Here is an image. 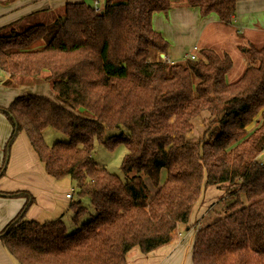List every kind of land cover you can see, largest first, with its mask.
I'll return each mask as SVG.
<instances>
[{"label":"trees","instance_id":"1","mask_svg":"<svg viewBox=\"0 0 264 264\" xmlns=\"http://www.w3.org/2000/svg\"><path fill=\"white\" fill-rule=\"evenodd\" d=\"M93 1L69 0L10 31L0 28V70L9 75L3 84L41 78L56 94L55 100L27 94L0 106L12 127L0 179L24 133L47 175L70 178L94 210L68 234L61 219H26L35 202L30 193L0 191L2 198L25 199L0 230L3 247L17 264H126L133 248L146 255L170 243L205 190L218 186L232 204L196 231L193 264H264V47L248 50L259 66L226 85L230 60L204 50L196 61L171 62L168 42L152 25L155 13L176 6L232 24L237 0ZM202 114L207 129L191 141ZM49 128L68 141L48 146ZM108 130L121 134L106 139ZM96 140L108 149L125 146V181L93 160ZM145 178L156 189L150 200ZM71 208L81 224L88 209L80 202Z\"/></svg>","mask_w":264,"mask_h":264},{"label":"crops","instance_id":"2","mask_svg":"<svg viewBox=\"0 0 264 264\" xmlns=\"http://www.w3.org/2000/svg\"><path fill=\"white\" fill-rule=\"evenodd\" d=\"M68 1L17 0L8 5L0 4V28L14 25L32 14L59 9ZM152 25L154 30L168 42L171 62H184L191 53L199 59L204 50H212L219 60H230L232 66L224 76V82L230 85L238 82L248 68L259 66V61L254 59L248 50L251 48L260 50L264 47V0H237L236 17L232 24L222 23L214 13L202 16L196 7L176 6L167 12L155 13L152 17ZM8 77L9 75L0 70L1 107H8L17 97L27 94L45 96L53 100L56 98L51 85L41 81V78L28 77L24 85L9 87L3 84ZM199 82L198 78H194V87H197ZM3 122L0 132V165L4 160L3 149L12 132L10 123L6 120ZM0 191L30 193L35 198V202L26 216L39 223L57 219L64 222L65 213L58 215L60 213L58 201L69 203L71 207L73 200V194H63L57 182L47 175L43 166L41 167L38 156L24 133L19 134L11 146L9 164L5 176L0 179ZM67 194H72V198L68 199ZM78 202L81 203L80 200ZM24 203L23 198L0 197V230L19 213ZM53 214L58 216L43 222L39 221L40 218ZM64 224L69 229L70 226L65 222ZM190 225L191 223L179 224L175 233L181 234L183 238H177L174 233L170 243L149 254L145 255L139 248H133L127 256L126 264H193L194 239H188ZM193 230L194 228L190 229ZM192 233L190 235H195ZM182 240L183 243L179 245L178 242ZM0 264H17L1 241Z\"/></svg>","mask_w":264,"mask_h":264},{"label":"rangeland","instance_id":"3","mask_svg":"<svg viewBox=\"0 0 264 264\" xmlns=\"http://www.w3.org/2000/svg\"><path fill=\"white\" fill-rule=\"evenodd\" d=\"M87 3H94L93 0H84ZM102 3L105 2L106 0H100ZM8 30L10 31L11 28L15 27L14 25L12 26H8ZM8 33V32H7ZM187 61V60H186ZM185 61V62H186ZM19 81V78L15 79V82ZM206 118L207 115L206 114H202L201 116H199L195 121H194V126H193V131L189 134V139L191 141H197L199 139L202 138V136L204 135V132L207 129L208 126V121L206 123ZM3 120H7V118L5 117L4 114L0 113V132H1V125L4 123ZM9 123V122H8ZM255 121L248 126V132H250V130H252V128L255 125ZM121 133L118 131H106L105 134V138H110V137H115L120 135ZM44 139L46 141V144L48 146H52L53 144L57 143V142H66L68 141V138L56 131L53 130L51 128L45 130L44 132ZM127 151L126 148L123 144L121 145H117L112 149H108L106 148L101 142H99L98 140L95 141V149L93 151L92 154V158L93 160L96 162V164L98 166H100L101 168H104L106 170H108L111 174H114L116 176H118L119 178H121L123 181L126 180V177L124 176L123 172H122V161L124 156L126 155ZM9 158H10V154H9ZM261 159H263L264 162V154L262 155ZM9 164V161H8ZM43 165L41 164V167ZM44 167V166H43ZM166 177V170H162L161 174H160V183L162 184L165 180ZM15 182H20V181H16ZM58 184V187H61L62 191L65 193H72L73 194V200L71 201V204H75L78 203V200L81 201L82 205L88 209V212L85 215H82L80 217V221L79 225H76V223L73 221L72 218V214H73V210L72 208L69 206V203H64L62 200L58 201V206H59V210L60 213L58 215H60L61 213H65L63 220L65 223L68 224L69 229L67 230L68 234H71L73 232H76L77 230H79V228L81 227V225L84 222H88V220L90 219V214H94V210L91 208V204H90V199L88 197H80L78 194V189L76 186V183L74 181H72L70 178H64L62 180H55ZM146 183L150 186V195H149V200L151 199V197L155 194L156 189L153 188L150 183L149 180L147 178H145ZM72 194H71V198H72ZM227 192L219 189L218 186H213L208 188L207 190H205L204 194L202 195V197L200 198V200L198 201V203L196 204V206L193 209L192 215L190 217L189 222L187 223H191L190 228L188 230V239L191 238V240H195V236H196V231L198 229H201L202 227H204L205 225H207L208 223H212V221H215V219L217 218L218 214L225 212L226 209H228L231 204L232 201H227ZM68 198V199H71ZM68 209V210H67ZM57 214H53L50 215L49 217H42L39 219L40 222H43L44 220H48V219H53L55 217L58 216ZM27 220H31L26 216ZM179 225V224H178ZM178 228V226H177ZM194 228V232L190 231V229ZM177 230V229H176ZM176 230L173 232V236L174 237V233L176 232ZM193 232V233H192ZM194 234L195 235H190V234ZM177 238L182 239L183 237L181 236V234L176 235ZM185 240V239H184ZM179 241L178 244H182L183 241ZM192 242V241H191ZM188 246V244H187ZM189 248H190V244H189Z\"/></svg>","mask_w":264,"mask_h":264},{"label":"built area","instance_id":"4","mask_svg":"<svg viewBox=\"0 0 264 264\" xmlns=\"http://www.w3.org/2000/svg\"><path fill=\"white\" fill-rule=\"evenodd\" d=\"M186 60L187 61H196L197 57L194 53H191V54L187 55ZM67 198H71V194H67Z\"/></svg>","mask_w":264,"mask_h":264},{"label":"water","instance_id":"5","mask_svg":"<svg viewBox=\"0 0 264 264\" xmlns=\"http://www.w3.org/2000/svg\"><path fill=\"white\" fill-rule=\"evenodd\" d=\"M162 57H164V56H162Z\"/></svg>","mask_w":264,"mask_h":264}]
</instances>
